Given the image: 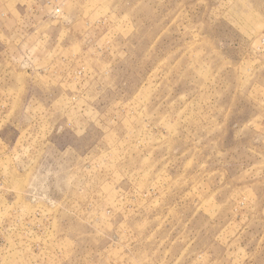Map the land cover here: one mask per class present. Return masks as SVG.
I'll use <instances>...</instances> for the list:
<instances>
[{"label":"rangeland","instance_id":"obj_1","mask_svg":"<svg viewBox=\"0 0 264 264\" xmlns=\"http://www.w3.org/2000/svg\"><path fill=\"white\" fill-rule=\"evenodd\" d=\"M0 264H264V0H0Z\"/></svg>","mask_w":264,"mask_h":264}]
</instances>
